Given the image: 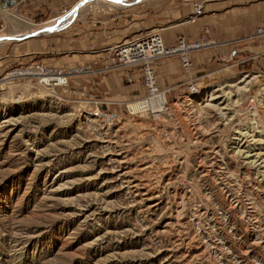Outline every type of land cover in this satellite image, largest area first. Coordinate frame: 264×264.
Listing matches in <instances>:
<instances>
[{
	"label": "rangeland",
	"instance_id": "rangeland-1",
	"mask_svg": "<svg viewBox=\"0 0 264 264\" xmlns=\"http://www.w3.org/2000/svg\"><path fill=\"white\" fill-rule=\"evenodd\" d=\"M95 1L85 3L84 11L79 13L80 9L64 28L57 30V26L44 35L35 36L31 29L60 21L71 7L49 14L39 9L37 0H27L14 8L20 17L4 16L3 20L0 16V37L24 35L0 41V264H264V168H251L246 160L232 158L233 139L240 127H250L252 121L258 132L264 127V66L258 64L264 62V37L246 40L258 26H264L260 23L264 0H199L202 8L213 10L208 11L212 15L251 8L258 26L244 38L227 42L208 38V29L203 36L186 38L191 42L204 37L216 45L190 54L192 66L186 75L194 80L195 93H188V80L172 92H163L169 110L159 119L141 104L145 96L141 73L144 94L130 100L111 99L115 102H110L109 110L100 109V97L71 87V81L85 79L88 73L70 76L66 88L56 91L57 99L33 81L4 80L5 74L33 63L62 69L45 67H53L48 59L68 57L67 50H73L55 43H60L70 26L87 18L95 22L98 16H120L118 27L127 29L123 39L127 40L138 34H160L157 28L168 24L150 17L168 5L184 7L181 0H144L127 8ZM23 21L28 29L20 26ZM27 39L32 41L27 43ZM230 46L237 47L239 57L223 53L207 57L210 51ZM194 58L199 59L197 64ZM172 59L178 62L177 57L155 62ZM71 69L75 68L64 70ZM247 76L249 92L236 94L235 88L229 89L243 87L245 82H238ZM207 89L231 91L232 96L226 99L220 91L212 97L221 98L206 102L199 95ZM90 99L99 102V112L116 114L115 120L100 123L88 116L93 111L86 101ZM250 101L256 105L255 116L248 108ZM231 102H237V107L222 111L221 120L219 113L199 109L207 103L222 108ZM125 106L136 113H128ZM88 118L112 132L116 124H127L133 138L129 136L126 144L137 153L138 161L143 158L153 166L173 169L169 174L154 170L150 174L154 182L159 181L160 193L150 203L157 206L146 217L127 205L124 193L111 183V174L103 173L99 144L92 140L94 132L85 127ZM262 133L256 135V144L248 139L241 149L264 154ZM166 178L174 185L166 186ZM177 210L180 218H176ZM167 226L174 240L179 238L172 254L164 249ZM196 245H201L200 252L194 249Z\"/></svg>",
	"mask_w": 264,
	"mask_h": 264
},
{
	"label": "crops",
	"instance_id": "crops-1",
	"mask_svg": "<svg viewBox=\"0 0 264 264\" xmlns=\"http://www.w3.org/2000/svg\"><path fill=\"white\" fill-rule=\"evenodd\" d=\"M80 1L81 0H37V6L43 12H49V14H61ZM94 2L96 1L90 2V5ZM72 8L73 7H71L70 10ZM84 9L85 8L81 9L79 13L83 12ZM240 10L241 11L227 10V12L223 15L214 13L212 15L209 14L208 11L212 12L213 10L206 9L204 6L202 8V15L195 18L193 22L189 23L186 21H178L182 18H186L192 13L191 7L171 8L168 5V7H165L164 10L156 13L154 16H151L149 20H160L162 23L168 24L161 28H157V31L161 30L158 31L160 33L158 35L161 38L163 45L167 47L173 46L178 38L186 40V38L189 39L203 36V30L205 28L208 29V38H211L216 42H227L236 38H244L250 34L256 26H258L255 25L256 23L253 19L251 8ZM119 17L120 16H117V18H110L109 16H98V20L95 21L96 23L92 22V18H87L78 22L76 25L70 26L68 31H65V33L67 32V35L64 34L63 38L60 39V43H55V45L72 48L74 51L67 50L69 51L67 52L69 55L68 57L58 56L48 59L53 61L49 64L53 67L47 65L45 67L52 69L56 67L70 69L88 66L91 71L101 69L105 59L104 49L107 45H109V42L117 43L127 36V29L118 27V24L122 21L118 19ZM113 20L116 21L117 25ZM260 23L264 25V19ZM159 25H161V23ZM62 28H64V26ZM24 41L28 43L29 41H32V39ZM91 44L93 45L92 49L90 48ZM248 47H250V44L246 45V48ZM219 53H223L222 55H228L229 57L240 56V52L237 50V47L230 46L225 48L223 51H210L208 52L207 57L211 58ZM198 60V58H194L195 64H197ZM261 60L264 61V59ZM258 64H260L259 66H264V62H258ZM177 65L179 66L178 62L173 59L154 62L152 64L156 74V85L159 90L163 92H167L169 90L172 92L177 86H179V84H183L186 80L190 79V75L183 74L179 68L177 69ZM86 76L87 77L85 79L71 81V87L78 91L90 94L91 96L100 97L102 99L100 109L103 108V110L110 109L109 106L112 104L110 102H115L109 101L111 99L130 100L138 98L144 94L143 88L140 85L141 76L138 69H135L130 73L123 70H117L104 74L92 73ZM127 79H130V82L127 81ZM113 111L114 109L112 111H108L107 113Z\"/></svg>",
	"mask_w": 264,
	"mask_h": 264
},
{
	"label": "bare ground",
	"instance_id": "bare-ground-1",
	"mask_svg": "<svg viewBox=\"0 0 264 264\" xmlns=\"http://www.w3.org/2000/svg\"><path fill=\"white\" fill-rule=\"evenodd\" d=\"M90 1H95V0L86 1V2L81 3L80 5L76 6L75 8H72L68 13L64 14V15H66L65 17H62L60 19V21L55 22L52 25L47 24L45 26L39 27L37 30H32L31 29V31H32L31 34H35V36L36 35H44V33L47 34L48 32L49 33L53 32L52 30H54V28H56L57 26H58L57 30H60L63 26H65L66 24H68L69 22H71L74 19L75 15L78 13V11L85 6L84 5L85 3L90 2ZM97 1H101L103 4L109 5V6L114 7V8H127L129 6H132V5L136 4V3H139L140 1H144V0H97ZM0 16L2 18L4 16H6V17H16V16L20 17V15H17L15 13L14 8L8 9L6 7H0ZM3 20H4V18H3ZM20 26L28 29V25L24 21L20 22ZM25 36H26V34H25ZM23 37H24L23 34H19V35H15V36H9V37H0V41L2 42V41L7 40V39H15L16 40V39H20V38H23ZM165 47H167V46H165ZM248 78H249V76L244 77L243 79H241L238 82V84H241V83L245 82V85L243 87L237 88V86H232V87H229V89L230 88H235L236 89L235 90L236 94L237 93H245L246 94L247 92H249L247 87L250 84V81H246V79H248ZM227 87L228 86H225L224 88H227ZM40 88H42L47 94H51V92L49 90H47L46 88L41 87V86H40ZM220 91H221L222 96L225 97L226 99H228L229 97L232 96L231 95L232 94L231 91H224L223 89L222 90L221 89L214 90L213 93L220 92ZM162 93H163V91H161V93H159L158 96H155L154 98H151L148 101H146V104L148 105V109L151 111V113L155 114V119H159L162 116V113L166 114V110H162L161 109V104H162V102H164V100L162 98V97H164V94H162ZM213 93L210 92V89H207L202 94H200L199 96L201 98L202 97H206V100H207L206 102H208L209 99H210L209 102H212L214 100H217L218 98H221V96L212 97ZM54 95H55L54 98L57 99L58 98L57 95L56 94H54ZM248 105H249L248 108L250 110L252 109L251 110L252 114L251 113L250 114L255 116L257 114V110H256V107H255L256 105H253L252 101H250L248 103ZM199 107H201V105H199L198 108ZM234 107H237V102L228 103V104H226L225 107H222V108H219L217 106H212L210 103H207L204 107H201L199 109L200 110L204 109L206 112L215 111L216 113H219L218 119L221 120V119L224 118V114L222 113V111L228 110L230 108L233 109ZM128 108H129V106H128ZM129 109L131 110V108H129ZM134 109L137 110V107H134ZM132 112L136 113L134 111H132ZM87 115L91 116V117H94L100 123L103 121V120H99V118H96L93 115V111L90 112V113L88 112ZM254 122L252 121V123H250L251 124L250 127H243V128L240 127L235 132V135H237V137H235L233 140L235 141V146L236 147L233 150V154L232 153L231 154H232V158H234V159H244V160H246L247 162L245 164H247L251 168H254L255 166H260V165H263L261 167L264 168V154H261V153L251 154L252 150L251 151L250 150H246L245 151V150L241 149L246 144V142H249L248 139H250V141H253V144L254 143L256 144L258 142V140H255L256 135L258 133H262V132H263L262 134L264 135V127H262V130H260L258 132L257 130L259 129V127L256 126L257 124L254 123ZM4 123H6V122H4ZM86 123L87 124L85 125V127L88 128L89 131H91V132L93 131L94 132V136H92V140L96 141L99 144L98 146H99V150H100V154H101V159L105 162V169H104L103 173L111 174V177H112L111 178V183L117 184L116 187L120 190V192L124 193V195L126 197V200H127L126 201L127 205L132 207V209L135 208L136 213L142 215L143 218L146 217V215L148 213H150L151 209H153V208H155L157 206V204L151 205L150 203L152 201H154V199L158 198V195L160 193L159 192V190H160L159 181L158 182L155 181L156 182L155 183L154 180H152V179H155V178H150L151 177L150 174H152L153 170L157 174H162L163 172H167L169 174L173 169L171 168V166H169L165 170H164V167L153 166L152 163L150 164L148 161H145L143 158H141V159L139 158L140 160L138 161L137 160L138 157L136 155L137 153L133 152L134 150L131 151V149L129 148L130 146H128L129 143L126 144V142H127L126 140L127 139L128 140L131 139V138H129V136L131 134H130V131L128 129V125L127 124H122V123L116 124V128L117 129L112 132L111 130H108V129L105 130L104 128H101L98 125H96V120H90L88 118V121ZM130 137H132V136H130ZM89 141H91V140L89 139ZM89 141H87V142H89ZM246 148H249V147L247 146ZM200 166L202 167L203 165H200ZM209 167H211V166H209ZM231 175H228L229 179L234 176V174L232 175V177H231ZM158 176H160V175H158ZM224 176H225V174H224ZM159 178H158V180H159ZM169 178H166L168 180V184L166 186L171 185V184L174 185V182L169 180ZM226 178H228V177H226ZM179 180H180V178H179ZM169 181H171L172 183H170ZM177 182H179V181H177ZM180 182L181 183L183 182L182 185L185 184L184 180H180ZM176 188H178V187L176 186ZM162 189H163V187H162ZM161 192H162V190H161ZM179 205L181 206L182 202ZM177 206H178V204H177ZM176 215H177L176 218H178L179 216L181 217V215H180L178 210L176 211ZM175 220H177V219H175ZM171 227H173V226H171ZM165 232H166V234L169 237L167 238V243L165 245L166 247L164 249L166 250V252H169L170 254H172V251L177 246V245L175 246V243H178L177 240L179 238L177 240H174L175 236L173 237V235H172L173 233L172 234L170 233L171 232L170 231V227L168 228V226H167V230H165ZM156 234H155V236L154 235L153 236L156 237L157 236ZM164 234L165 233H163L162 235H164ZM200 246L196 245L194 249L196 251L200 252L201 251V247ZM174 255H175V253H174ZM169 257H170V255H169ZM184 258H185V256L181 255L180 256V261L184 262Z\"/></svg>",
	"mask_w": 264,
	"mask_h": 264
},
{
	"label": "built area",
	"instance_id": "built-area-1",
	"mask_svg": "<svg viewBox=\"0 0 264 264\" xmlns=\"http://www.w3.org/2000/svg\"><path fill=\"white\" fill-rule=\"evenodd\" d=\"M27 0H0V7H6L8 9L15 8L17 4L23 3ZM181 5L184 7H191L192 13L186 18V22H193L195 18L202 15V3L199 0H181ZM203 33H207V29L203 30ZM264 37V26H258L253 33L246 38L256 39ZM216 44L213 41L206 40L204 37H200L198 40L191 42L186 41L183 38H178L173 46L165 47L158 34H138L136 37L122 40L107 46L104 49L105 59L101 69L96 71H87L88 67L75 68L71 70L46 69L38 63L30 65H23L16 70H13L7 74L3 79L12 80H29L37 86L46 88L51 92L50 95L56 94L57 90L66 88L67 79L72 75H82L84 73L92 74H104L117 70H125L130 72L136 68L142 75L143 88L145 90V96L141 101L142 105L146 109L145 112L153 116V113L148 109L146 101L155 96H158L161 91L158 90L156 85V75L151 64L155 61L166 59L170 57H177L179 62V68L183 74H187L191 69L190 54L197 52L201 49L213 47ZM129 82L130 80L127 79ZM185 87L190 94L195 93L194 80H188L185 82ZM164 94V93H162ZM49 95V96H50ZM90 108L93 109V115L99 120H106L112 122L116 118V114H104L98 111L97 106L99 102L94 99L86 100ZM126 107V106H125ZM128 113L133 112L126 107ZM162 110H169L165 101L161 104Z\"/></svg>",
	"mask_w": 264,
	"mask_h": 264
}]
</instances>
